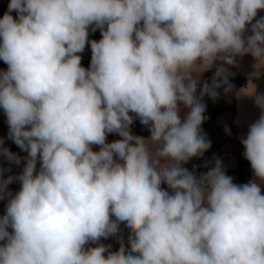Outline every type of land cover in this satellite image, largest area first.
<instances>
[{
  "label": "clouds",
  "instance_id": "9594fccd",
  "mask_svg": "<svg viewBox=\"0 0 264 264\" xmlns=\"http://www.w3.org/2000/svg\"><path fill=\"white\" fill-rule=\"evenodd\" d=\"M261 10L264 0H10L0 108L27 155L0 138V159L23 162L7 176L0 166V264H264V93H243L260 110L241 139L249 182L219 157L199 175L184 167L212 146L204 97L232 90L225 65L251 55L264 67ZM136 119L147 136L131 132ZM112 236L116 251L99 243Z\"/></svg>",
  "mask_w": 264,
  "mask_h": 264
},
{
  "label": "crops",
  "instance_id": "0c3cea01",
  "mask_svg": "<svg viewBox=\"0 0 264 264\" xmlns=\"http://www.w3.org/2000/svg\"><path fill=\"white\" fill-rule=\"evenodd\" d=\"M9 3L10 0H0V7L7 11ZM12 15L14 18L16 17L15 11H13ZM261 16H264V10L258 12L257 18ZM2 17L3 15L0 16V18ZM95 35L101 36L99 29L95 32H89V40H93ZM78 55L81 56V63L88 61L91 58L90 44H86L84 51ZM235 59V66L225 65L231 73L229 83L233 86L232 90L225 94L223 87L219 89L220 98L225 100L224 109L219 115L212 117L210 121L202 124L203 131L211 141L212 146L202 157L193 158L188 165H184L188 169L191 166L190 171L194 165L197 166L196 173L198 175L214 166V157H219L222 160L226 171L235 170L241 163L250 164L243 156L244 147L241 139L246 137L248 126L258 119L260 110L255 106L253 99L243 93L251 92L254 88L257 93H264V67L257 69L255 67L256 62L251 55L238 56ZM217 63L220 62L218 61ZM6 69L7 65L3 60H0V70ZM214 72L215 66L212 70L203 73L201 79L210 82ZM226 127L230 130V133L225 131ZM8 130L6 116L4 115L3 109L0 108V138L4 139L3 146L9 148L21 157L26 156V152L22 151L19 147H15V143L11 139H8ZM131 132L136 135L135 120L131 125ZM118 139H121L118 134L112 133L107 135V142ZM92 147L93 151L99 150L98 145H93ZM206 162L208 163V167H204ZM0 166H10L13 172L19 173L22 170L23 162L19 166L15 164L9 165L6 160L0 159ZM231 177H233L234 183L240 184L237 182L235 176ZM8 187L15 192L19 190L20 185L18 182H14ZM262 194H264V187H262ZM6 202V200H0V215L4 213ZM120 229L121 234L124 236V243L127 245L129 229L124 224L120 225ZM99 243L111 245L112 251H116L120 247V243L115 236L109 237L108 239L101 238ZM90 246L95 247L96 245L92 244Z\"/></svg>",
  "mask_w": 264,
  "mask_h": 264
},
{
  "label": "trees",
  "instance_id": "16d2710c",
  "mask_svg": "<svg viewBox=\"0 0 264 264\" xmlns=\"http://www.w3.org/2000/svg\"><path fill=\"white\" fill-rule=\"evenodd\" d=\"M5 11L6 10L4 8L0 7V16L4 15ZM99 39H101V36L95 35L93 37V40L98 41ZM90 60H91V58L88 61L81 63V65L84 68H88L90 65ZM204 102L207 105L206 113H208L211 117H215V116L219 115L225 106V100L223 98H220V97H219V99L213 101L209 97L205 96ZM135 131H136V135H145V136L148 135L147 130L144 128L143 125L140 124L138 119L135 120ZM15 147H17L16 144H15ZM189 162L187 163V165L189 164ZM11 170H12V168H11ZM205 172H207V171H205ZM9 174H17V173L13 172V170H12L11 173L6 172L4 175L7 176ZM226 174L229 176H235L237 179V182L240 184H244V183L249 182V180H251L253 177L252 171H251V165L250 164H242V163L239 164L235 170L226 171ZM162 187L167 188L166 185H162Z\"/></svg>",
  "mask_w": 264,
  "mask_h": 264
},
{
  "label": "built area",
  "instance_id": "2783aa9c",
  "mask_svg": "<svg viewBox=\"0 0 264 264\" xmlns=\"http://www.w3.org/2000/svg\"><path fill=\"white\" fill-rule=\"evenodd\" d=\"M205 115L207 116V119L204 121V123H207L208 121H210L211 120V116L208 114V113H205ZM192 167L191 166H189V169H191Z\"/></svg>",
  "mask_w": 264,
  "mask_h": 264
}]
</instances>
